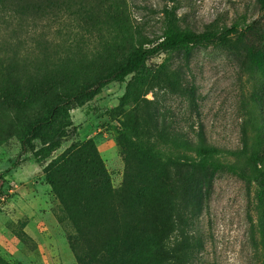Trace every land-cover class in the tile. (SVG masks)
Masks as SVG:
<instances>
[{"label": "rangeland", "instance_id": "374dc122", "mask_svg": "<svg viewBox=\"0 0 264 264\" xmlns=\"http://www.w3.org/2000/svg\"><path fill=\"white\" fill-rule=\"evenodd\" d=\"M261 3L5 0L0 57L15 53L18 60L47 53L51 63L78 55L77 49L90 56L116 45L105 59L115 65L138 40L156 41L168 21L194 31L235 29L189 49L159 52L124 81L108 82L73 104L65 135L48 156L38 139L32 150L16 136L0 142V258L14 264L128 261L121 249L105 256L100 244L76 240L73 249V228L45 182L43 167L52 157L90 138L111 187L124 194L120 202L157 213L169 236L193 230L199 242L190 264H264ZM201 139L218 149L208 159L219 163L216 169H195ZM154 166L158 173H151Z\"/></svg>", "mask_w": 264, "mask_h": 264}, {"label": "trees", "instance_id": "16d2710c", "mask_svg": "<svg viewBox=\"0 0 264 264\" xmlns=\"http://www.w3.org/2000/svg\"><path fill=\"white\" fill-rule=\"evenodd\" d=\"M261 4L264 12V0ZM4 5L5 0H0V9ZM229 30L180 29L168 21L156 41L138 40L126 59L115 65L106 64L105 59L115 52L116 45L103 46L90 56L77 49L78 55L69 53L51 63L47 53H40L41 60L38 57L18 60L15 53L4 55L0 57V142L16 136L32 150L33 141L38 139L43 145V150L40 148L43 155L48 156L65 135L68 109L73 104L90 99L108 82L124 81L159 52L202 45ZM217 152L215 146L201 139L197 150L201 158L195 162V169L203 172L210 164L214 169L219 167L218 162H208ZM150 170L158 173L157 166ZM43 174L73 228L74 235H68L73 249L79 240L84 244H100V252L105 256H110L113 249H121L129 256L124 264H190L198 240L193 230L178 237L169 236L157 213L130 209L120 202L124 194L111 187L93 139L71 143L47 162ZM178 247L180 255L176 253ZM0 264L14 263L0 258Z\"/></svg>", "mask_w": 264, "mask_h": 264}]
</instances>
